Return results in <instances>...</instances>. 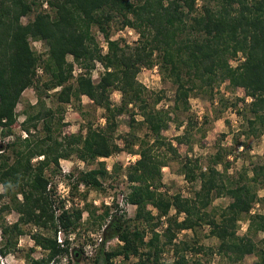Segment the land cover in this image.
I'll list each match as a JSON object with an SVG mask.
<instances>
[{
  "label": "trees",
  "instance_id": "1",
  "mask_svg": "<svg viewBox=\"0 0 264 264\" xmlns=\"http://www.w3.org/2000/svg\"><path fill=\"white\" fill-rule=\"evenodd\" d=\"M0 0V128L10 134L16 120L14 108L21 92L38 82L36 67L46 75L41 81L44 91L54 89L57 103L80 101L85 96L94 107L104 111V124L84 126V133H65L53 136L56 129L52 123V111L42 109L35 113L23 112L20 127L29 134L42 120L45 135L24 138L19 142L0 144V150L10 147V156L0 152V185L3 194L11 192L9 203L0 206V211L11 206L18 214L16 221L2 225L1 235L6 237L0 254L15 246L16 237L22 233L21 224H31L47 231V235L32 233L34 244L46 252L42 257L25 255L23 264H59L58 257L71 256L76 264L81 258V249L59 245L54 238L58 228L73 229L79 222L81 209L64 208L61 201L55 202L47 187L48 178L43 174L50 162L57 165L59 158L74 156L82 162L106 158L119 151L137 149V158L124 169L128 191L126 203L135 206L132 218L123 212H112L104 207L88 218L101 227V240L91 258V264H107L110 257L121 255L128 264H188L182 251L198 253L203 247L194 239L173 243L176 233L194 230L202 223L208 226V234L217 240L214 250L231 262H239L245 255L253 254V264H264V247H258L252 234H264V214H249L250 207L258 199L256 190L264 186V167H252L251 176L238 173L227 175V161L216 152L210 157L204 170L196 159L184 157L179 173L188 182L198 181L192 195L167 193L162 189L161 167L168 159L177 158L175 145L162 135L175 111L188 109V97L194 89L217 86L226 81L231 87L243 90L241 115L252 134L264 131V0H203L199 8L195 0ZM35 11L32 19L22 23L20 18ZM132 28L137 38L132 45L109 39L110 23ZM99 31L106 42L101 49L92 33ZM39 40L44 53L36 54L30 41ZM240 53L242 60L231 65V59ZM66 56H70L68 61ZM98 61L102 72L94 82L89 72ZM157 62L161 77L173 85L171 111L156 108L159 96L150 99L144 86L136 79L141 68H149ZM83 71L72 73L73 65ZM120 94L119 104L112 106L109 94ZM39 97V96H38ZM131 106L132 109H129ZM141 116L145 126L142 136L128 131L119 145L113 140L115 117L128 113L133 122L134 111ZM247 112L248 116L244 115ZM60 119V118H59ZM255 132V133H254ZM31 136V135H30ZM59 138V139H58ZM175 143H183V134L173 137ZM237 144V143H235ZM34 157H41L31 163ZM217 165H221L219 169ZM112 168H117L113 165ZM108 175L103 161L96 168L79 171L72 188L83 184L86 188L101 189ZM70 176V175H69ZM22 181L20 184L19 182ZM25 186V188H24ZM21 199L17 201L16 194ZM225 195L230 201L215 216L206 207L212 198ZM87 207V205L85 206ZM55 210H58L55 213ZM170 210L173 212L170 213ZM181 217L179 218V215ZM246 215V231L236 234V223ZM163 218L161 232L155 228ZM148 237L146 238V234ZM120 243L105 249L110 239ZM264 238V237H263ZM64 243L67 240L64 238ZM171 246L175 259L165 262L161 254L165 246ZM181 252V253H180ZM191 264H201L198 260Z\"/></svg>",
  "mask_w": 264,
  "mask_h": 264
},
{
  "label": "rangeland",
  "instance_id": "2",
  "mask_svg": "<svg viewBox=\"0 0 264 264\" xmlns=\"http://www.w3.org/2000/svg\"><path fill=\"white\" fill-rule=\"evenodd\" d=\"M203 3V0H195L197 8ZM45 0H41V8H45ZM34 10L26 16L20 18L24 23L32 19ZM95 36L101 53L106 50V42L99 31L94 27L91 29ZM109 39H116L120 43H127L132 45L137 38L136 32L129 27H119L117 22L112 21L109 26ZM30 46L36 54L44 53L45 47L41 41H30ZM68 61L71 60L70 56H66ZM242 60L240 53L231 59L230 64L235 65ZM36 73L38 82L35 86L25 88L18 99L14 108L16 113V120L12 126L10 134H4L0 128V144L2 147L8 143H15L13 148L21 147L19 142L28 137L34 138L45 135L42 129V120L37 122L35 129L29 128V134H26L21 129L20 124L24 118L23 112L35 113L37 110L42 109L36 101L39 99L43 105V109L50 108L52 111V123L56 129L53 131V136L61 137L65 133H75L78 129L84 133V126L90 123L93 127H100L104 124V111L99 107H94L91 102L85 97L81 96L80 101H71L69 103H57L54 96V89L44 91L41 86V81L46 79V75L41 72ZM102 67L98 61H94V68L89 72L90 79L96 81L99 74L102 72ZM83 71L77 65H73L72 73L75 75L77 72ZM136 79L141 83L146 94L150 99L159 96L156 102V108H163L171 111L172 98H173V85L166 79L161 77L157 62H154L149 68H141L137 74ZM39 96V97H38ZM244 98L248 101L249 97L245 96L243 90L238 87H231L226 81L221 82L212 89H194L188 97V109L185 111H175V116L169 112L170 117H173L163 130L162 135L170 139L175 145L177 151V158L168 159L166 165L161 167V181L163 183L162 189L167 193H180L183 196L192 195V191L198 187V181H186L179 173L180 163L184 157L196 159L201 170L210 162V157L218 152L224 161H227L228 167L226 169L227 175L236 177L238 173H244L246 176H251L252 167H264V131L257 134H252L248 129L245 119L238 114L242 102L239 100ZM120 94L116 90H112L109 94V101L112 106L119 104ZM132 109L131 106H128ZM133 122H130L128 113H122L115 117L116 127L113 133V140L119 145L122 144V137L128 131H132L137 136H142L146 133L145 126L139 121L141 116L137 114L133 108ZM244 115L248 116L245 112ZM60 118V119H59ZM255 133V132H254ZM183 134V143L177 144L173 140L175 135ZM59 139V138H58ZM237 143V144H235ZM132 152L119 151L106 158H98L90 162H82L74 156L66 159L59 158L57 165L50 162L43 168V174L48 178L47 187L53 189L52 195L55 202L61 201L64 208H79L81 209V216L78 224L68 231H63L58 228L54 234L56 241L57 232L60 231V238L62 242L64 238L67 243L68 250L71 248L81 249L84 244H93L100 236V228L92 224L94 217L88 218V210L93 211V215L99 213L104 207L108 209V214L112 212H123L125 217L132 218L135 206L125 202L124 195L128 191V183L124 177V169L127 165L131 164L136 158V146L132 147ZM3 151L4 154L10 156L9 162L12 161L13 156L10 152V147H6ZM41 157H34L31 163H35ZM97 161H103L104 167L108 175L102 181L101 189L86 188L83 184H78L72 188L74 178L79 171H84L90 168L97 167ZM116 165L117 168H112ZM222 169L221 165H217ZM70 175V176H69ZM20 184L22 181L19 182ZM18 186H12L9 194H3L0 197V206L9 203L11 192L18 191ZM25 188V186H24ZM3 188L0 185V194L3 193ZM259 200L254 202L250 207L249 214L259 213L264 214V186H259L256 190ZM17 201H20V194H16ZM105 201L110 204H105ZM230 198L221 195L212 198L206 210L212 214L217 215L221 208L224 207ZM10 205V203H9ZM87 205V207H85ZM58 210H55L57 213ZM173 211L170 210V213ZM18 217L17 212L9 206L0 211V226L9 225L16 221ZM181 214L179 215V218ZM160 225L155 228L156 231L161 232L165 226L163 218L160 219ZM246 215H242L236 223V234L242 235L246 231ZM20 228L22 233L16 237L15 246L11 247L8 252L1 255L0 263L3 264H23L25 262V255L29 257H42L46 250L35 245L30 238L32 233H41L47 235L46 230H42L31 224H21ZM258 247H264V234L257 232L251 235ZM67 237L71 239L68 240ZM148 233L146 234V238ZM6 237L1 235L0 227V247L4 244ZM203 247V250L198 253H193L189 250L182 251V254L187 259L188 264L191 261L198 260L201 264H253L256 257L253 254H248L243 257L239 262H231L222 254L216 252L215 247L217 240L208 234V226L202 223L196 226L194 230H181L178 231L173 238L172 242L185 241L191 244L193 240ZM57 242V241H56ZM119 242L112 241L108 244L111 248ZM82 252V249H81ZM181 253V252H180ZM121 256V255H120ZM92 257H85L81 253V258L76 264H91ZM59 264H72V258L68 254H63L58 257ZM161 259L165 262H171L175 259V255L171 246H165L161 254ZM118 264H128L136 259L131 257L125 260L122 256L119 258ZM48 264H56L49 262Z\"/></svg>",
  "mask_w": 264,
  "mask_h": 264
},
{
  "label": "built area",
  "instance_id": "3",
  "mask_svg": "<svg viewBox=\"0 0 264 264\" xmlns=\"http://www.w3.org/2000/svg\"><path fill=\"white\" fill-rule=\"evenodd\" d=\"M92 70H93V69H92ZM35 72H36V73L40 72V70L38 69V67H36ZM105 204H110V202L105 201ZM67 239L70 240L71 238H70V237H67ZM100 240H101V235L96 239V242H95V243H93V244H84V245H82V247H81L82 252H81V253H82L85 257H92L93 254H94V251H95V249H96V247H97V245H98V243L100 242ZM113 240L116 241V242H119V243H120V241H118L116 238H115V239H110V240H108V241H106V242L104 243V248H105V249H108V248H109V247H108V244H109L110 242H112ZM56 241H57V243H58L59 245H62V243H63V242H62V239L60 238V231L57 232ZM120 257H121L120 255H115V256L110 257L109 260H108V262H107V264H118L119 261H120V260H119ZM0 264H3V263L1 262Z\"/></svg>",
  "mask_w": 264,
  "mask_h": 264
}]
</instances>
